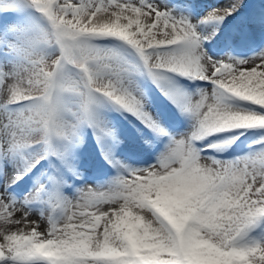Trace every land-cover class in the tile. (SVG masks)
I'll return each instance as SVG.
<instances>
[{
    "label": "snow or ice",
    "instance_id": "6c2138e0",
    "mask_svg": "<svg viewBox=\"0 0 264 264\" xmlns=\"http://www.w3.org/2000/svg\"><path fill=\"white\" fill-rule=\"evenodd\" d=\"M244 7L245 0H231L194 22L163 0H0V11L33 9L42 18L2 29L18 38L7 45L15 59L0 61V177H8L0 185V264H264V148L221 161L195 147L211 134L264 128V52L214 59L199 30ZM104 38L130 46L196 129L107 188L85 186L72 198L54 191L36 218L30 208L45 185L23 200L8 187L49 158L76 174L70 156L82 125L102 149L106 137L115 140L97 111L101 99L167 135L123 60L93 43ZM167 73L211 88L189 97ZM36 145L38 156L24 155Z\"/></svg>",
    "mask_w": 264,
    "mask_h": 264
},
{
    "label": "rangeland",
    "instance_id": "374dc122",
    "mask_svg": "<svg viewBox=\"0 0 264 264\" xmlns=\"http://www.w3.org/2000/svg\"><path fill=\"white\" fill-rule=\"evenodd\" d=\"M166 6L172 10L178 16H185L191 20L200 21L203 17L208 16L213 9L225 8L228 7L231 3V0H178V2H174L173 0H163ZM248 0H245V4ZM234 12L231 16H228L224 19L222 24L213 26L216 27V32L213 33V39H206L203 43L204 49L207 51L208 55L213 57L214 59H220L223 57H233L236 59L247 60L251 57L264 52V11L257 7L254 11L253 19H252V33L245 32L243 29V24L241 23L240 28H233L229 30V37H233L234 41L240 45L243 44L242 36L247 37L244 41V45L246 47H250L251 43L256 40L255 43L259 41H263V44L260 48L255 50L254 52L248 51L244 52V54H234L231 49L226 52H223L224 49L232 46H227L230 40H227V33H224L226 30V26L228 21L232 19ZM28 19V18H27ZM25 19L22 21L17 20H9L5 17H0V47H3L5 53L0 54V61H12L15 59L13 53L10 51L7 46L9 42L15 41L17 37V33L14 29L7 31L6 33L2 31L3 26L5 25H19L26 23L30 20L41 21L42 19ZM209 23H202L199 25V30L204 34L208 35L210 31L207 29ZM231 43V42H230ZM234 43V42H233ZM242 43V44H241ZM222 45H226L223 49H220ZM120 44L110 45L109 43H102L98 47L112 52L114 55L119 56L123 62L125 63L127 69L130 72V75L135 79V82L142 94V98L146 103V107L150 112L153 113L154 117L159 121L160 125L163 127L165 131H168L169 134L173 135L172 139L166 138L164 141V149H162L153 159L152 163L156 162L157 157L166 150V148L170 145L173 139H181L187 136H190L196 129L197 122L195 118L188 112L183 111L180 107H177L171 100L168 98V102H162L158 100V98L154 95L151 90V86L146 78L142 77V61L137 53L133 50L125 51L121 47ZM247 53V54H246ZM173 74L175 73H168ZM172 86L178 90L182 94H186L187 96H196L201 91L205 89H210L211 85L207 84L205 81L196 80V79H188L187 80H177L176 78L169 76ZM206 83V84H205ZM99 109H97L98 113L105 121L106 125L114 130L115 132V140L111 137H106L103 145V149L101 152V159L98 160V157L95 156L92 150V141L88 137L87 129L85 125H82L79 130V140L76 145L73 147L71 151L70 159L72 163L75 165L76 174L68 171V169H64L62 164L59 165V176H56L59 183L58 184H50L46 183L49 176H51V172H47L46 170L38 172L34 181H38L36 185H33L28 189L27 194L23 196V198H17L12 192L8 191L12 196L16 197L18 200H23L27 195L34 193L37 187L40 184L45 185V190L40 193V196L36 198L30 208L31 212L39 218V213L41 211H47L49 209V201L51 199V195L54 191H59L62 196H66L68 198H72L78 194V190L84 188L85 186L91 187H100L107 188L112 182L118 177L125 173L126 168L131 169L135 168L133 165L137 164L133 162L131 159L126 157L124 154V149H128L133 151L137 157H148L149 152L152 147L159 141L160 135L162 134H148L145 130L138 128V126L134 125L136 130V136L127 138L125 132L123 133L122 129L118 126V122L116 121V117L106 113V109L110 108V104L105 102V100L101 99L99 103ZM162 106L169 109L174 116L180 115L182 120L184 119L186 122V126L180 130H171L170 127L166 123L165 113L162 111ZM17 106H11V110L15 111ZM175 114V115H174ZM170 130V131H169ZM176 132V133H175ZM243 138V147L238 149V151H242L243 149L248 148L252 143H257L264 138V128H251V129H236L231 131L219 132L215 134L208 135L207 137L201 138V146L198 145L195 141V147L200 152L201 155L207 157L209 159H216L221 161H233L238 158L245 157L247 155H251L255 152L260 151L264 148V144H261L258 148H253L251 152L239 153V155L230 156L229 152L236 147V143L239 139ZM168 140V141H166ZM203 143V145H202ZM101 147V146H100ZM35 148V149H33ZM31 150L29 149L24 155L30 157H36L41 152V146L36 145ZM87 149V152L84 154L83 151ZM102 148V147H101ZM225 149L226 155L217 154L214 150L220 151ZM242 149V150H240ZM210 151V152H209ZM105 153H110L111 158L120 162V165H115L112 168H107L110 166L108 160L105 159ZM103 155V156H102ZM228 155V156H227ZM13 162H18L20 160V156L16 155L12 157ZM149 164V165H151ZM149 165H146L149 166ZM107 168V169H105ZM104 169V170H102ZM101 170V171H100ZM5 171L11 175L14 171L12 163L5 164ZM28 176L25 175L23 179L19 180L16 183H12L14 186H23L24 179ZM53 176V175H52ZM8 179L7 176L0 177V185H2ZM257 235L262 234L260 230H257Z\"/></svg>",
    "mask_w": 264,
    "mask_h": 264
},
{
    "label": "bare ground",
    "instance_id": "6f19581e",
    "mask_svg": "<svg viewBox=\"0 0 264 264\" xmlns=\"http://www.w3.org/2000/svg\"><path fill=\"white\" fill-rule=\"evenodd\" d=\"M223 8V7H222ZM207 29L210 31V35H209V37H210V39H213L214 37H213V33H215L217 30H216V27L215 26H213V24H209L208 25V27H207ZM135 168H141V167H146V165H138V164H134L133 165ZM33 214V213H32ZM33 216L34 217H36V218H38L37 216H35L34 214H33Z\"/></svg>",
    "mask_w": 264,
    "mask_h": 264
},
{
    "label": "trees",
    "instance_id": "16d2710c",
    "mask_svg": "<svg viewBox=\"0 0 264 264\" xmlns=\"http://www.w3.org/2000/svg\"><path fill=\"white\" fill-rule=\"evenodd\" d=\"M29 9H24L22 11H13V12H4V11H0L3 12V14H16V15H24Z\"/></svg>",
    "mask_w": 264,
    "mask_h": 264
}]
</instances>
